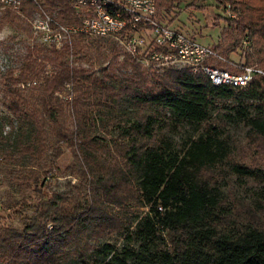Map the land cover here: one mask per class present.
Wrapping results in <instances>:
<instances>
[{
  "label": "trees",
  "instance_id": "obj_1",
  "mask_svg": "<svg viewBox=\"0 0 264 264\" xmlns=\"http://www.w3.org/2000/svg\"><path fill=\"white\" fill-rule=\"evenodd\" d=\"M42 1L50 11H56V20H75L68 0ZM165 1L169 11L186 0ZM190 1L192 5L194 0ZM215 1L226 7L236 0ZM158 2L155 18L168 25L158 19ZM34 7L33 2H25L20 8ZM5 16L10 23L19 20L9 12ZM226 21L213 47L220 53L231 33L240 39L257 32L264 35L261 9H247ZM239 47L241 44L233 43V51ZM63 54L64 50L53 49L40 57L39 50L33 48L20 66L8 68L0 77L12 92L5 103L11 123L23 115L28 104L20 90L37 89L27 141L19 140L13 151L7 145L10 132L0 127V149L10 162L5 169L12 170L20 164L18 158L29 156L30 170L21 179L36 201L21 231L0 226V264H67L71 257L80 262L91 259L94 264H264V205L230 204L210 186L214 167L225 156L218 140L220 128L211 117L218 102L238 95L233 117L249 126L254 142L264 147L260 146L264 145V75H254L245 87L232 88L213 86L202 71H169L150 77L156 92L144 93L129 86L116 87L110 75L90 80L91 71L71 69L61 59ZM125 56L119 66L132 68L135 87L140 81L149 83L140 65ZM245 57L240 65L249 66L251 56ZM47 63L54 68L51 77H43ZM67 85L82 95L66 103L71 108L73 131L63 121L64 101L57 94ZM113 103H118L120 110L123 104L160 108L163 115L178 122L203 124V130L185 149L177 150L158 132L155 114H145L142 108L123 110L119 116L101 118L106 123L131 122L119 131L117 138L122 143H115L113 154H109L104 139L92 134L89 122L93 106ZM64 144L79 164L80 184L71 188L75 193L52 191L46 197L43 189L52 163L42 158L49 150L54 159L60 158ZM231 167L257 180L262 173L260 165L251 168L233 163ZM19 204L25 209L30 205L24 198ZM142 207L148 210L133 226L134 209ZM111 234L122 239L120 246L107 240ZM66 246L70 249L62 252Z\"/></svg>",
  "mask_w": 264,
  "mask_h": 264
},
{
  "label": "rangeland",
  "instance_id": "obj_2",
  "mask_svg": "<svg viewBox=\"0 0 264 264\" xmlns=\"http://www.w3.org/2000/svg\"><path fill=\"white\" fill-rule=\"evenodd\" d=\"M68 2L75 18L70 23L56 20V11H50L43 4L42 0H37L34 3V8H28L24 11H21V8L10 10L0 7V77L8 68L20 66L24 62L29 50L33 48L39 50L40 57H44L48 51L53 49L58 51L64 50L61 59L71 69L91 71L90 80L110 75L113 76L112 84L116 87L129 86L130 89L134 88V91L137 90V92H156L157 87L155 82L149 80L153 75L185 69L194 72L189 65L181 62L171 65H160L147 61V55H145L146 52L144 50H140L138 54L133 55L125 49L124 38L122 37L101 38L75 34L66 40V43H63L64 46L62 48H51L45 45L39 36H35L33 33L34 22L40 16H43V14H47L60 24L68 26L79 24L81 14L72 7L70 0ZM158 3L160 6L157 15L160 21L167 22L172 28L179 29L186 35L195 38L198 43L210 47H215L218 43L221 30L227 25L226 18H237L241 12L247 9L251 10V8L264 11V0H236L232 4L226 5V7L217 4L215 0H194L192 5H189L191 3L190 0H186L169 11H166V7L169 4L167 1L159 0ZM6 12L18 16L19 20L14 19L10 23L8 17L5 16ZM143 33L141 32V34ZM230 35V38L224 39L222 47L224 52L219 53L235 64L245 63L246 54H250L251 59L248 65L264 70V37H262L264 35L261 32H257L250 37L243 36L241 39L235 33H231ZM235 42L241 44V47L233 51V43ZM125 55H130L132 61L140 65V70L146 75L149 83L143 84L140 81L139 83L137 82L138 85L135 87L133 82L137 81V79L133 74L132 68H120L119 66L124 61ZM114 60L119 64H115ZM221 66L233 71V68L225 66V64H221ZM53 74V66L51 63H47L43 77H51ZM36 91V88L20 90L22 96L27 99L28 104L23 108V115L16 117L15 122L11 123L5 110V103L12 92H8L0 79V127L6 132H10L7 145L9 144L13 151L19 140L23 143L29 138L30 122L36 109L34 101ZM57 94L64 101L63 121L69 130L73 131L75 124L71 117V108L66 103L71 102L74 98L82 97L81 92H74L71 85H67L63 91ZM237 103L238 95H235L230 99L218 102L216 108L211 112L212 119L217 121L220 128L218 140L223 146L225 156L214 167L210 186L218 192L221 198H226L230 204L260 202L264 205V147H259L257 141L256 143L254 142V139L250 136L249 126L233 117L232 106ZM141 108L145 114H155L157 116L159 120L158 132L165 135L177 150L185 149L190 141L196 139L203 130V124L198 126L178 122L167 114L163 115L164 112L160 108L152 106L134 105L132 107L131 104H123L122 110H120L118 103L99 108L93 106L91 108L92 118L89 122V127L92 134L104 139L103 143L108 146L110 150L109 154H113L115 143H122L117 138L119 131L128 127L131 122L121 119L115 123H106L102 120L103 117L107 119L111 116H119L124 112L123 110L140 111ZM260 146L264 145L261 144ZM62 150L63 154L58 159L52 157L50 150L42 158L45 163H52L51 171L48 174L43 189L46 197L52 191L58 193L72 191L75 193L76 189L71 188L78 187L80 184V176L77 171L79 164L65 144ZM109 154L106 153L107 157ZM4 156L5 153L1 152L0 149V226L21 231L27 219L33 214V206L36 202L31 191L26 189L25 185L22 184L23 181L21 179L30 170V167L27 166L30 158L29 156L18 158L17 161L20 164H16L12 167V170L7 171L5 167L10 162ZM233 163L251 168L260 165L262 168L260 178L257 180L235 172L231 167ZM22 198L26 199L30 204L26 209L23 208L22 204H19ZM147 210V207L134 209L136 218L133 226L146 214ZM116 212L115 208L112 213L115 214ZM100 236L105 237L103 233ZM106 238L115 243L116 246H120L122 243V239L117 238L114 234ZM68 247H64L62 252L70 249ZM67 264H94V262L91 259L80 262L71 257Z\"/></svg>",
  "mask_w": 264,
  "mask_h": 264
},
{
  "label": "built area",
  "instance_id": "obj_3",
  "mask_svg": "<svg viewBox=\"0 0 264 264\" xmlns=\"http://www.w3.org/2000/svg\"><path fill=\"white\" fill-rule=\"evenodd\" d=\"M25 2L36 3L37 0H0V7L18 10ZM70 2L81 14L79 24H60L47 14L40 16L33 24L35 36H39L51 48H62L63 43L75 34L101 38L122 37L129 53L135 55L144 50L147 61L160 65L185 63L194 72L202 71L215 87L242 88L247 86L254 75H264V71L256 67L230 62L213 47L198 43L179 29L160 24L155 18L156 0ZM151 47L156 49L151 50ZM221 64L238 71H230Z\"/></svg>",
  "mask_w": 264,
  "mask_h": 264
}]
</instances>
